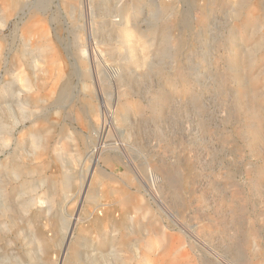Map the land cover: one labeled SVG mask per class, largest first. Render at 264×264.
Returning a JSON list of instances; mask_svg holds the SVG:
<instances>
[{
    "label": "rangeland",
    "instance_id": "374dc122",
    "mask_svg": "<svg viewBox=\"0 0 264 264\" xmlns=\"http://www.w3.org/2000/svg\"><path fill=\"white\" fill-rule=\"evenodd\" d=\"M0 264H264V0H0Z\"/></svg>",
    "mask_w": 264,
    "mask_h": 264
},
{
    "label": "bare ground",
    "instance_id": "6f19581e",
    "mask_svg": "<svg viewBox=\"0 0 264 264\" xmlns=\"http://www.w3.org/2000/svg\"><path fill=\"white\" fill-rule=\"evenodd\" d=\"M68 3V2H67ZM51 63L49 66H48V71L52 74L51 77L53 76V79H54V82L51 84L50 86V92H54L56 91L58 85H59V82H60V78L63 74V72H65V69H66V64L64 61H62V63L60 65H55L52 60H51ZM110 70H112L113 73L116 72V69L114 68H111V67H108ZM58 69V72L55 73V70ZM118 72V70H117ZM19 73V72H18ZM99 131V130H98Z\"/></svg>",
    "mask_w": 264,
    "mask_h": 264
}]
</instances>
